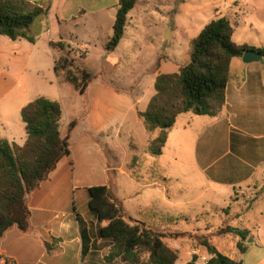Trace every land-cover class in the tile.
I'll return each instance as SVG.
<instances>
[{
	"label": "rangeland",
	"instance_id": "rangeland-1",
	"mask_svg": "<svg viewBox=\"0 0 264 264\" xmlns=\"http://www.w3.org/2000/svg\"><path fill=\"white\" fill-rule=\"evenodd\" d=\"M68 1L71 7L75 5L77 9L80 6L86 13L78 15L75 13L77 10L72 11V8L60 11L63 0H53L49 15L39 17L29 30L31 36L40 37L44 33L32 53H24L32 44L27 40L25 47L19 50L18 40L12 41L0 35V74L5 75L3 81L17 90L29 89L33 100L39 96L59 100L63 106V136L72 120L79 114L80 118L86 115L88 105L93 110L94 104L103 96L107 99V91H116L117 101H122L116 106L115 115L101 109L107 132L98 133L90 127L91 121L86 120L79 121L71 133L68 141L70 155L59 164V188L68 202L59 207L70 214L90 215L89 195L85 188L106 182L133 219L158 229L207 235L219 252L236 256L242 239L237 234L217 235V229L223 226L239 229L247 226L252 229L251 226L258 220L251 211L245 212L249 203L235 207L242 210L238 217H234L232 212L228 215L219 212L218 208L229 202L226 193L213 194L193 161L194 142L203 129V122L211 117L192 113L179 115L167 148L160 156H152L146 151L147 142L157 136L159 130L149 133L136 113L144 110L155 94L157 74L176 72L177 67L184 64L192 40L209 18H228L235 32V41L245 38L248 42L264 44V0H255L252 8L246 6L243 0L221 15L216 10H221L225 2L233 4L235 0H141L128 14L125 34L119 46L109 53L104 46L112 34L117 7L104 11L99 9L104 4H112L113 0ZM40 2L48 4L49 0ZM70 16L75 17L70 19ZM61 17H65L66 21H61ZM252 23L254 27L250 28ZM48 27L50 31L46 32ZM49 39L63 40L67 49H73L70 57L75 59L76 64L95 76L89 92L82 95L71 84L57 77L54 57L60 56L61 52L55 49L51 54ZM169 58L172 62L162 63ZM157 59H161L163 66L160 71L156 67ZM108 99L106 102H109ZM130 100H133L134 109ZM2 104L0 99V115L3 113ZM99 109L97 104L94 111ZM20 115L16 111L11 113L12 127L17 132L14 136L19 137L23 136ZM14 142L19 143L18 138ZM135 155L142 161L140 170L136 169L138 174L146 177L147 170L155 165L169 179L167 188L164 187L175 197L176 206L167 203L166 190L159 183L150 186L147 179L138 181L131 177L128 166ZM146 209L157 211L155 213L159 215H155L159 219L151 216ZM160 219L168 222H161ZM95 232L93 228L94 249L98 252L89 255L88 260L90 264H107L103 261L109 253L107 242L99 240ZM164 242L177 251L175 264H201L198 258L205 254L202 247L195 254L188 241L165 239ZM80 256L74 258L71 254L67 264H82ZM116 264L128 263L119 260Z\"/></svg>",
	"mask_w": 264,
	"mask_h": 264
},
{
	"label": "trees",
	"instance_id": "trees-1",
	"mask_svg": "<svg viewBox=\"0 0 264 264\" xmlns=\"http://www.w3.org/2000/svg\"><path fill=\"white\" fill-rule=\"evenodd\" d=\"M141 0H119L112 26V34L104 49L113 52L124 37L128 14ZM49 4L30 0H0V35L12 41L27 40L35 43L38 36L29 30L41 16H47ZM234 29L226 17L209 21L191 42L188 61L177 72L159 73L155 77V94L144 111H137L138 118L149 133L159 130L150 138L146 151L152 156L163 153L168 130L173 128L179 115L192 113L198 116L217 117L224 108L230 65L234 58H242L247 51H256L264 61V45L254 47L233 42ZM50 46L61 52L54 59V72L65 83L71 84L80 94H85L95 76L78 66L71 58L73 49H67L63 40L50 42ZM85 57V55H82ZM157 59L156 67H160ZM63 117L57 101L38 97L21 110L25 125L26 141L23 146L0 140V241L16 227L21 233L32 232L29 198L32 192L48 180L58 163L70 155L69 138L81 118L72 120L67 133L62 135L60 122ZM142 161L133 156L128 168L133 179H147L150 184L168 186L169 179L158 166H151L146 177L138 174ZM88 207L98 221L97 235L110 243L107 264L117 259L128 264H175L177 251L169 248L165 239L185 240L192 249L202 247L210 255L206 264H241L230 256L219 252L207 235L190 232L155 230L145 222L133 219L113 194L109 185L91 186L87 189ZM161 220V219H160ZM83 242L87 239L83 222L78 217ZM161 222H168L164 219ZM217 235L237 234L246 240L249 232L233 226L217 229ZM49 254L59 251V242L44 243ZM240 252L245 248L238 244ZM195 258L196 255L194 254ZM5 264H17L5 259Z\"/></svg>",
	"mask_w": 264,
	"mask_h": 264
},
{
	"label": "crops",
	"instance_id": "crops-1",
	"mask_svg": "<svg viewBox=\"0 0 264 264\" xmlns=\"http://www.w3.org/2000/svg\"><path fill=\"white\" fill-rule=\"evenodd\" d=\"M97 1L102 2L104 0ZM244 1L246 6L251 8L252 6L254 7L255 0ZM118 2L119 0H113L112 4H104L99 10L104 11L106 9H110L111 7H117ZM242 2L243 0H235L233 4L225 2L222 9L216 11H218V15H221L224 10L231 6H235L236 4L239 5ZM48 4L50 8L47 16L52 8L53 0H49ZM68 8H72V11L77 10L75 13L78 15L86 13V10L81 9L80 6L76 9L75 5L72 7L70 6V1L63 0L62 4H60V11L64 12V10L66 11ZM70 17V19H73L75 16ZM65 19V17H61L60 20L66 21ZM209 19V21H211L215 18ZM249 26L250 28H253L254 23ZM49 31L50 28L48 27L46 32ZM43 34L44 33H42L40 37L36 39V42L31 44L30 49L26 50L24 53H32ZM234 35L235 32L233 34V38ZM244 39L240 41H235L233 39V42L237 45L248 44L254 47L264 45L259 44L261 42H248V40ZM57 41L60 40L49 39V46L50 42ZM18 42L20 45L17 49L21 50L22 47H25V40H18ZM53 51L54 49L51 47V54ZM53 56L55 55L53 54ZM188 59L189 57L187 56L185 62H187ZM170 62H172L171 58L167 61H163L162 63ZM162 63L160 64L159 71L163 69ZM180 66H178L177 69H179ZM4 77L5 75L1 73L0 99L3 101L1 106L3 113L0 115V140H6L10 144L23 146L26 141V134L24 130L25 125L23 123V125L20 126L23 129V136H14L16 131L12 127L13 123L11 122V113H15L16 111L21 114L22 108L32 102L33 99L29 96V89L22 88L17 90L15 89V86L3 81ZM89 87L86 93L89 92ZM107 92L109 95L107 97V99L109 98V102H106L107 99L103 96L99 102L94 104L93 110H91V107L88 105V112L80 120L82 122H85L86 120L88 122L91 121L90 127L98 133L101 131L107 132L108 130V128L105 127V119L102 117L101 109H107L105 111L108 114L115 115L116 106L122 102L117 101L118 93L116 94V91L115 93H112L111 91ZM53 101L59 102V100ZM130 101L131 107H133V100ZM97 104L100 109L98 112H95L94 110L97 107ZM110 107L112 108V111L110 110ZM61 108H63V106ZM77 118H80V114ZM63 124L64 122L61 120V133ZM173 128L168 130L167 141L163 151L167 148L170 135L171 133L173 134ZM17 138L19 143L14 142ZM149 140L150 138L148 141ZM179 146L181 147V144ZM192 156L198 170L205 177V184L208 189L215 195L223 192L226 193V197L229 202L226 206L218 208L219 212H223L225 215L232 212L235 215L234 217H238L239 214L242 213V210L240 211L235 207H241L243 204L249 203L250 206L248 209H245V212L248 213L251 211L254 213L255 219L258 220L257 222H254L253 226H251L252 229H249L247 226H244L241 229L249 232L247 239L245 241L242 240L241 243L245 248V251L243 253L240 252L237 246V255L232 258L241 264H264L263 60L244 63L242 58L232 59L229 79L226 87L224 108L217 117H211V119L203 122V129L199 133L193 145ZM60 162L58 163L56 169L50 174L48 180L44 181L40 187L30 195L29 207L31 212L30 224L32 232L24 234L16 227H13L0 241V264H5L6 258L16 261L17 264H67L71 254L74 258L80 254L82 264H90L91 262L88 260V256L98 252L94 249L95 239L92 238L93 228L94 231H96V237L103 242H107V247L110 249V243L100 239L97 235L98 221L94 215L91 213H89L90 215H81L77 213L70 214V212L63 211L59 207L62 206L63 203L67 205L68 202L66 196L62 194V191L59 188ZM66 169L65 171L68 170ZM101 185H107V183L104 182ZM149 185L156 186L158 183ZM160 185L166 190L165 193L168 201L167 203L171 204L173 207L176 206L178 202L173 200L175 197L169 193L164 185ZM89 187L91 186L84 188L87 190ZM223 202H225V200H223ZM146 210L151 216H154L155 214L159 215L155 213L157 211L154 212L151 209ZM180 213L181 212H179V214ZM78 217L81 218L83 227L86 230L87 239H85V242H83L82 239ZM146 224L158 231L168 229H158L156 226L149 225L148 223ZM208 228L209 226L207 229ZM55 240L59 242L60 249L55 254H49L44 246V243L47 242L49 244H54ZM198 250L199 249H193L192 253L197 254ZM209 258L210 255L205 252V254L200 256L198 259H200L201 264H206ZM117 261H119V259H117ZM116 262L114 264H116Z\"/></svg>",
	"mask_w": 264,
	"mask_h": 264
},
{
	"label": "water",
	"instance_id": "water-1",
	"mask_svg": "<svg viewBox=\"0 0 264 264\" xmlns=\"http://www.w3.org/2000/svg\"><path fill=\"white\" fill-rule=\"evenodd\" d=\"M260 60H262V55L256 51H247L242 56V61L244 63L257 62Z\"/></svg>",
	"mask_w": 264,
	"mask_h": 264
},
{
	"label": "built area",
	"instance_id": "built-area-1",
	"mask_svg": "<svg viewBox=\"0 0 264 264\" xmlns=\"http://www.w3.org/2000/svg\"><path fill=\"white\" fill-rule=\"evenodd\" d=\"M32 1H34V2H39V1H42V0H32Z\"/></svg>",
	"mask_w": 264,
	"mask_h": 264
}]
</instances>
